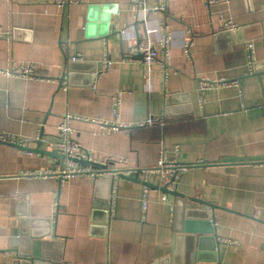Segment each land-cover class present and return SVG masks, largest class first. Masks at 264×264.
Masks as SVG:
<instances>
[{
    "label": "crops",
    "instance_id": "1",
    "mask_svg": "<svg viewBox=\"0 0 264 264\" xmlns=\"http://www.w3.org/2000/svg\"><path fill=\"white\" fill-rule=\"evenodd\" d=\"M130 1L80 0L60 9L50 0H0V70L30 63L44 78L0 74V135L26 138L35 148L42 130L40 149L48 150L61 117L70 114L75 116L74 141L96 163L112 157L109 170L152 168L162 148L171 158L177 146L178 162L192 167L176 191L212 206L220 263L264 264V0H228L210 10L206 0H140L149 9L165 3L164 12L149 14L148 26L189 31L192 38L188 56L175 43L165 76L154 66L149 87L141 65L128 59L135 41L120 35L125 29L129 37H142L145 28ZM98 7L112 12L106 37H98L99 29L90 22L101 15ZM219 15L238 25L236 33L222 30ZM249 42L256 58L251 74ZM105 47L114 64L94 80ZM73 56L81 60L70 63ZM63 71L69 80L66 91L58 81ZM202 78L237 80L239 88L215 86L203 93L200 104ZM148 119L160 121L139 126ZM92 120L128 128L104 133ZM57 162L0 141V264H14L10 250L24 212L50 220L56 238H46L61 243L60 251H51L61 256L59 264H192L186 262L185 235L173 230L175 198L160 200L155 175L147 177L154 187L144 221L142 185L122 179L109 218L110 184L104 177L23 176L53 169Z\"/></svg>",
    "mask_w": 264,
    "mask_h": 264
},
{
    "label": "built area",
    "instance_id": "2",
    "mask_svg": "<svg viewBox=\"0 0 264 264\" xmlns=\"http://www.w3.org/2000/svg\"><path fill=\"white\" fill-rule=\"evenodd\" d=\"M158 1V0H156ZM228 0H206L205 7L210 10L211 6L220 4L222 2H227ZM52 5H56L60 9H67L71 5L78 4L80 0H50ZM131 8L135 12L137 16V20L144 24L145 28L142 34V37L136 33L134 37H129L127 31L124 29L120 31V35L127 40H134L135 42L131 46L130 56L128 59L137 61L142 69L144 70V78L146 85L149 87L151 84V73L154 66L158 65L162 70L164 76L166 75V71L171 62V51L175 46V43H178L183 53L185 55H189V49L192 45V38L189 31H182L180 33L170 32L168 27L159 24L156 25L155 28H151L147 25L148 16L150 13H157L158 11L164 12L166 10L165 3H158L156 6L152 8H146L142 5L140 0H131L130 1ZM218 22L221 24L223 31H237L238 25L233 23L230 19L226 20L221 15L218 16ZM9 37H12V32L7 33ZM157 36V39H153V35ZM3 32H0V37H2ZM264 42V38H262ZM158 43L160 46L159 50L156 49L155 44ZM246 58L247 64L246 67L248 69V73H253V68L256 62V58H254V44L252 42L247 43L246 45ZM81 58L79 56H73L70 59V63L80 61ZM101 66L98 70L93 72L94 80L100 77L102 74L110 69L114 62L108 57V48L105 47L104 53L101 58ZM0 74H4L7 77H19L24 78L26 80H44L43 77L37 75L34 70V66L30 63H20V65L4 68L0 70ZM63 79L60 83L63 90H67L69 88V80H67V72L63 71L62 73ZM96 85L93 83L92 87L94 88ZM215 86L221 87H236L239 88V82L237 80H232L230 82L226 80H219L215 82H210L205 78L199 79L198 81V93L200 94L199 103L201 104L203 101V93L205 91L212 90ZM119 104V99L117 98L115 101V105ZM115 112V111H114ZM75 116L70 114H65L61 117L60 123L56 129V141L54 143H49L47 145L48 150H56L61 155L64 156V160L60 165L54 167L53 169H48L40 174H24L25 178H49L56 179L62 181L64 179L74 178L76 176H85L90 179H96L98 176L105 177L108 175L107 172L101 169H95L90 166H80L75 160H86L88 162H94L87 152V150L83 149V147L74 141L73 139V130L71 128V124L74 121ZM98 125V129L101 132L109 133V132H118L120 130L125 131L128 127L122 126L120 124H107L105 122L99 120H92ZM158 119H148L144 123L139 126L151 125L154 123H159ZM0 141L8 142L12 144H16L19 147H28L29 140L26 138H22L21 140H17L15 136H10L8 134H1ZM28 156H34L36 154L32 152L24 151ZM38 156V155H37ZM179 156V147L175 146V150L171 158H168V154L164 148H162L159 152V156L155 163V166L152 168H145L144 170H123L122 174L124 176L128 175H141L140 181L144 183L142 185L143 191L141 196V208H142V220L144 221V214L146 212V208L148 205V194L150 192V188L145 185L147 182V177L149 175H155L159 180V187L165 188L167 191H175L177 190V186L179 184L180 177L185 174L188 170L191 169L192 166L184 165L178 162ZM114 159L110 157V159L101 163L102 165H109L112 163ZM119 164H126L125 161H118ZM112 178L109 181L110 187L107 196V213L108 217H112L115 212L116 204H117V173L111 174ZM168 194L162 193L160 200L162 202L165 201ZM258 210H256V213ZM213 227L215 228V222H213ZM229 244L231 242L227 241Z\"/></svg>",
    "mask_w": 264,
    "mask_h": 264
},
{
    "label": "water",
    "instance_id": "3",
    "mask_svg": "<svg viewBox=\"0 0 264 264\" xmlns=\"http://www.w3.org/2000/svg\"><path fill=\"white\" fill-rule=\"evenodd\" d=\"M99 8V7H98ZM102 13L99 17L90 20L92 26L99 29L98 37H106L109 33L110 14L112 12H104V8H99ZM235 32V31H234ZM227 31V33H234ZM236 33V32H235ZM94 36V35H92ZM75 64V63H73ZM73 64H70L69 71L73 72ZM94 79V76L91 75ZM63 75L58 78L59 84L62 82ZM42 130L40 137L35 142L36 147H19L16 144L2 142L20 151L32 152L38 156H48L58 160L57 166L62 163L64 156L56 150L40 149ZM80 166H90L95 169H101L108 173L104 177L105 181H110L112 173H117V177L122 180H131L144 185L137 176L122 174L123 170H109L107 165H102L96 162H88L86 160H75ZM149 188L154 187L146 182ZM160 192L171 195L175 198L174 214H173V230L178 235H185L188 241V251L190 252L187 263L192 264H221L217 255L219 247L218 235L213 227V219L211 216V205H206L199 199L187 197L184 194L175 191H167L164 187L160 188ZM18 229L15 232L13 247L10 250L13 252L14 264H59L61 256L53 255L51 251H60L61 243L56 240H50L46 237L50 235L56 238L55 234H51L49 227L50 220L33 219L29 217L27 212L19 216ZM211 258H208L207 256Z\"/></svg>",
    "mask_w": 264,
    "mask_h": 264
}]
</instances>
